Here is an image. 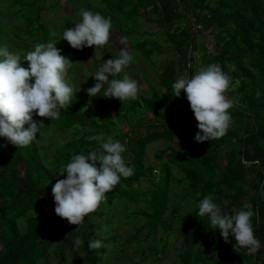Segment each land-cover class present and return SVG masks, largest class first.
Returning a JSON list of instances; mask_svg holds the SVG:
<instances>
[{"label": "trees", "instance_id": "1", "mask_svg": "<svg viewBox=\"0 0 264 264\" xmlns=\"http://www.w3.org/2000/svg\"><path fill=\"white\" fill-rule=\"evenodd\" d=\"M99 2L101 6L88 8L111 17L112 23L121 21L118 34L123 35L122 38L131 31L124 28L129 23L123 20L132 18L135 22L142 17L158 27L133 46L140 48L156 67L163 92L152 90L149 96L139 92L135 100L122 103L117 98L104 97L102 90L96 97L73 98L68 109H61L57 120L34 116L38 122L43 119L46 127L72 128V136L55 146L51 153H47L46 145L38 144V134L36 140L22 148L0 137V264H50L49 259L54 255L51 251L63 253L65 249L73 257V264H79L82 252L85 261L81 264L100 263L107 251L105 244L115 242L116 235L105 225L92 221L91 215L109 220L105 212L123 198L143 200L150 207L148 212H143L146 220L136 228V236L145 230V236L156 240L158 229L162 228L168 237L176 222V240L182 243L176 247L178 264H248L251 259L264 264V0ZM31 6L35 14L25 17L24 33H31L36 23L43 31V38L36 40L46 43L53 32L50 28L55 24L46 26L40 21L42 5ZM2 16L0 9V47H3L4 33ZM186 16L205 38L204 29L208 30L211 43L208 38V43H198L196 32L181 22ZM159 29L164 35L162 40L171 45L169 50L175 56L157 64L155 55L162 44L152 36H158ZM11 33L20 38V26H14ZM199 47L200 55L196 57L194 53ZM60 49L61 54L69 58L74 50L69 43ZM93 64L98 70V62L95 60ZM209 64L220 65L231 79L225 92L232 101L228 110L230 127L222 138L204 141L202 147L187 153L171 145L159 149L156 157L161 163L155 174L154 168L144 162L147 144L169 141L183 128L187 134L199 131L196 119L186 118L187 114L194 116L186 94L182 91L180 97H174L171 85L180 76L191 77ZM95 82L91 81L90 87ZM169 98L173 103L165 104ZM174 113L179 114L180 122L170 120ZM124 124L131 127L130 130L122 132ZM192 127L196 131L188 129ZM93 135L112 136L124 144L129 154L125 161L134 174L121 177L112 191L106 193V200L99 208L88 214L82 225H73L56 215L52 188L57 180L66 178V173L61 176L57 172L73 155L99 150L98 141L88 139ZM142 178L149 180L151 187H133V182ZM172 180L185 184L180 196L191 199L189 217L181 216L179 207L169 205ZM205 196H211L223 214L234 215L245 204L249 205L254 213L252 225L260 247L254 252L246 248L236 250L234 237L230 235V242H225L219 230L210 228L207 216L199 218L196 215L198 204ZM19 221L23 222L22 227ZM77 238L83 241L80 248L75 246ZM93 239H102L104 246L91 250L88 242ZM204 249L210 251L209 255L205 256ZM151 250L144 257L163 253V249L156 246H151Z\"/></svg>", "mask_w": 264, "mask_h": 264}, {"label": "clouds", "instance_id": "2", "mask_svg": "<svg viewBox=\"0 0 264 264\" xmlns=\"http://www.w3.org/2000/svg\"><path fill=\"white\" fill-rule=\"evenodd\" d=\"M80 15L82 20L74 27H67L62 39L79 50L106 45L112 29L111 17L83 8ZM121 44L125 46L118 56L105 60L92 75L96 82L86 90L89 96L96 97L103 90L104 97L117 98L122 103L138 97L140 87L136 79L127 73L117 78L133 60L127 37L121 38ZM61 52L56 42L36 43L33 50L24 54L10 51L7 45L0 47V137L18 148L31 144L45 127L44 120L38 122L34 116L59 119L61 109H68L79 91L68 80L73 61ZM22 61L27 62V67ZM110 76L113 78L109 79ZM230 83V77L218 64L201 67L191 77L185 74L172 83V95L180 97L183 91L195 116L199 129L194 137L196 142L213 141L226 134L231 124L228 110L232 101L225 92ZM88 139L98 141L99 150L73 155L57 172L61 176L66 173V178L57 180L52 188L56 215L79 226L106 200V193L112 191L121 177L134 174L122 155L126 146L119 140L97 135ZM196 215L207 216L210 228L219 230L225 242H230V235L234 237L236 250L246 248L254 252L260 247L252 225L254 213L249 205L245 204L234 215L223 214L212 197L205 196L198 204ZM75 246L82 247L83 241L77 238ZM88 246L96 250L103 247L104 242L93 239Z\"/></svg>", "mask_w": 264, "mask_h": 264}, {"label": "rangeland", "instance_id": "3", "mask_svg": "<svg viewBox=\"0 0 264 264\" xmlns=\"http://www.w3.org/2000/svg\"><path fill=\"white\" fill-rule=\"evenodd\" d=\"M31 4L43 6L44 9L40 19L41 22L45 23L46 26L50 23L55 24L54 27L50 28L53 32L49 34L47 42H56V47L58 48H63L68 44L66 40L62 39V32L67 27H74L75 23L82 20L80 15L81 8L96 12L88 7L90 5L101 6L99 0H0V9L3 13L2 21L4 24L1 45H7L10 51L24 54L27 51L33 50L34 45L39 43L36 40L37 38H43V31L38 28L36 23L32 25L31 33H24L26 27L25 17L29 15L34 16L35 14ZM102 15L105 16V14ZM105 17L107 18L108 16L106 15ZM115 21L117 24L116 22L112 23L110 39L106 45L97 48L94 45L91 47L86 46L83 50L74 49L72 51L70 59L73 61V66L68 73V80L75 86L76 90H79L73 98H80L83 95H89L86 90L90 87V82L95 81V77L92 75L97 71L93 62L96 60L99 68L105 61L104 58H116L121 47L125 46L121 44V38L123 35L120 36L118 34V28L121 26V21ZM124 21L129 23V26L127 24L124 28L128 30L131 28L130 34L127 36V47L133 55V60L117 78H122V76L127 73L130 77L138 81L140 87L139 92H142L145 96H149L152 90L163 92V87L158 81L156 67H154L148 59H146V56L140 52V48L133 46L137 40L141 37H146L147 34H150L151 31L157 30L158 27L149 22L148 19L142 17L138 18L135 22H133L132 18L129 20H123L122 22ZM181 22L184 24L186 23L192 31L196 32L199 44H201L202 41H204L205 44L210 42L208 38L210 35L207 29H204V31L207 35L208 42L204 34L198 32V27L193 24L192 19L186 16ZM14 26H20V38L15 37L11 33V29ZM205 26V24H202L203 28H207ZM152 38L157 39L162 44V49L155 55L157 64L168 57L175 56L174 53L169 50V48L171 49V45L162 40L164 35L160 29L158 30V36H152ZM210 48L209 45V49ZM199 50L200 47L197 52L194 53L196 57L200 55ZM21 63L23 66L27 67L26 61H22ZM112 78L113 77L111 76L109 77V79ZM164 103L169 104L173 103V101L169 98L166 99ZM178 108L179 107H176V110H178ZM164 109L166 110V108ZM148 117L150 118L152 115H148ZM189 117L195 118V116L187 114L186 118H188V120ZM144 119L146 120V114ZM170 120L175 123L180 122L179 114L174 113ZM130 128L131 127L127 128L124 124L121 126V131L125 132L130 130ZM188 129L190 131H196L193 127ZM71 130L72 128L60 129L53 126H45L41 129V133H37L38 136H40L37 142L39 145H46L47 153H51L55 146L72 136L73 132ZM119 135L121 136L123 134L120 133ZM194 137V133L187 134L183 128L180 129L177 135L169 141H153L146 145L144 162L150 164L154 168L155 174H157L158 171L156 170L158 169L161 160L156 157V152L167 145H171L177 150L185 153L192 149L202 147V143L196 142ZM48 145H50V147H48ZM221 149L223 152L225 146L221 147ZM122 155L124 159H126L129 154L125 151ZM184 186L185 184L179 185L172 180L169 193V205L179 207L180 215L183 217H189L192 212L191 199L182 198L180 196ZM133 187L147 188L151 187V183L149 180L142 178L139 182H133ZM149 210L150 207L143 200L133 201L130 198H123L116 200L115 204L111 206V209L108 212H105V214L110 216L109 220H105L104 217L91 215L92 221L105 225L107 229L116 235L115 242L108 241L105 244L107 251L103 256L102 261L97 264H178L179 259L176 247H180L182 243L181 241L176 240V222H173L168 237H166V232L162 228L158 229L156 240H153L152 236H145V230L140 231L137 236L135 235L136 228L146 220L143 212H148ZM19 223L22 227L23 222L19 221ZM95 234L98 235L99 232L95 231ZM151 246L163 249V253H153L147 258L144 257L146 253L152 252ZM51 252V255H54L49 259L50 264H73V257L68 254V249H65L63 253L53 250ZM204 253L205 256H207L210 251L204 249ZM80 256L79 264L85 261L84 252H82ZM248 264H258V262L251 259Z\"/></svg>", "mask_w": 264, "mask_h": 264}]
</instances>
